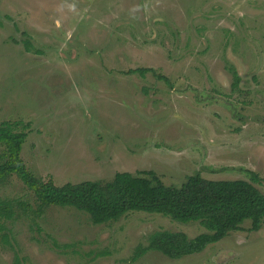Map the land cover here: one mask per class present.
Wrapping results in <instances>:
<instances>
[{
  "label": "rangeland",
  "instance_id": "rangeland-1",
  "mask_svg": "<svg viewBox=\"0 0 264 264\" xmlns=\"http://www.w3.org/2000/svg\"><path fill=\"white\" fill-rule=\"evenodd\" d=\"M5 121L30 124L24 162L58 186L153 171L179 188L195 172L254 173L264 193V0H0ZM0 198L37 206L17 177ZM51 208L6 222L0 264L16 254L24 264H264V227L250 221L199 254L134 262L156 231H206L143 212L94 225Z\"/></svg>",
  "mask_w": 264,
  "mask_h": 264
},
{
  "label": "trees",
  "instance_id": "trees-1",
  "mask_svg": "<svg viewBox=\"0 0 264 264\" xmlns=\"http://www.w3.org/2000/svg\"><path fill=\"white\" fill-rule=\"evenodd\" d=\"M148 70L130 73L144 75ZM237 86L239 77L236 75ZM159 79H163L160 77ZM166 81V80H165ZM20 123H0V185L17 177L33 192L36 209L28 201L0 198V243L12 247L6 222L22 217L42 218L51 207L74 208L86 214L94 225L116 222L132 212L160 214L181 224L198 223L205 233L190 239L185 233L156 231L148 246L137 248L132 261L150 251L178 260L203 252L232 232L242 230L246 221L251 231L264 227V193L256 174L251 180H209L199 172L186 177L179 188L167 186L153 171L118 172L111 180L55 184L53 179L36 176L23 159V146L30 124L18 130ZM13 264H24L15 255Z\"/></svg>",
  "mask_w": 264,
  "mask_h": 264
}]
</instances>
